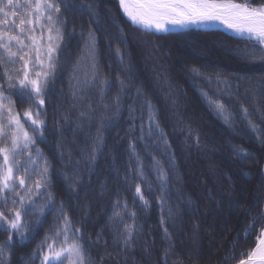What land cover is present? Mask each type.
I'll list each match as a JSON object with an SVG mask.
<instances>
[{"label":"trees","instance_id":"16d2710c","mask_svg":"<svg viewBox=\"0 0 264 264\" xmlns=\"http://www.w3.org/2000/svg\"><path fill=\"white\" fill-rule=\"evenodd\" d=\"M255 2L258 3L260 0ZM97 3L101 13L99 28L102 29L96 31L99 38L98 62L102 74L109 76L113 83L108 98L110 99L117 91L116 75L132 76V83L141 86L159 109L160 123L170 144V148L164 151L165 146L162 143L158 149L151 138H145L152 154L164 165L170 177L167 186L170 198L167 203L173 208L179 205L175 224L166 222L164 225L172 233L175 245V254L169 264L175 261L182 264H236L243 258L240 253L254 246L255 236L259 228L264 226L262 217L256 222L255 230L250 235H245V229L251 222V215L263 209L264 175H261V170L264 169V145L256 142L255 134L246 124L238 122L236 125L238 131L234 132L224 119L216 114L201 94V90L208 92L212 99H216L213 92L223 90V86L216 83L207 84L203 77H193L191 68L196 66L205 75L219 73L222 77L235 82L237 77L264 76V65L245 64L237 57L229 55L227 49L242 46L246 41L220 30L190 29L168 34L141 31L123 17L116 0H97ZM108 14L119 27L112 23ZM89 19L87 14L81 16L79 13L69 19L67 31L70 33L75 27V34L66 35L64 51L60 55L61 67L56 74L54 86L45 98L46 114L42 112L40 116L47 123L44 139L37 140L36 146L42 149L51 164L49 190L56 200L55 207H59L61 201L64 202L73 225L83 228L85 240L89 234L95 239V234L104 229V235L108 238L111 248L108 218L112 214L113 203L118 199L126 200L129 210L137 212L138 223L144 226L146 239L149 242L155 240L154 259H158L160 249L165 243L162 239L163 227L160 224L161 208L156 199L161 193L155 173L149 171L153 163L152 156L145 149L144 141L139 139L141 135L139 128L131 133L129 131L131 121L128 118L127 105L131 103L130 98L124 100L123 115L104 128L103 148L97 154L93 170L87 171L88 164L84 161H81L79 170H75V162L81 159V151H90V147L86 149L85 145L91 144L98 127L97 123L78 119L79 111L84 110L83 105L72 107L68 83L72 65L83 46L80 34L81 31L86 34ZM92 27L95 29L97 25L92 24ZM142 42H146L147 45L166 46V56L161 57L164 61L165 57L173 56V50L180 54L172 67L164 63L161 69L157 70L168 79L167 83L165 85L162 83L158 89L149 76V70L143 68L141 64L140 52L136 46ZM207 45L214 51L205 50ZM117 47L124 54L123 66L115 52ZM218 50L224 53L225 58L213 56ZM129 64L131 70L125 71ZM172 69L178 71L176 81L169 78ZM247 87V83L241 82L239 87L241 99ZM235 89L236 85L233 83L232 90ZM130 91L134 98L135 90ZM89 98L98 101L99 96L97 93H90ZM13 99L18 112L23 113L29 108V105L23 103L18 96L13 95ZM231 105L233 110L237 111L239 121L237 101L232 99ZM64 115L69 117L67 122L61 119ZM197 115H201L202 119ZM21 118L23 120V117ZM252 119L264 128V120L260 119L259 113ZM78 123H83V127L77 128ZM136 123L139 124V119ZM25 127H28V124H25ZM197 135L199 145L195 142ZM217 141L220 142L219 147L215 144ZM230 143L250 149L257 158L256 161H241L232 154ZM131 144L135 145L136 152L143 161L145 173L152 183L151 193L144 184L141 185L144 195L149 200L148 207H144L139 199L134 201L135 185L140 181L132 173L137 164ZM69 155L73 161L71 164L67 162ZM170 157L174 158V166L169 163ZM207 164L211 166L209 169L205 168ZM195 167L201 169L196 171ZM245 172L251 174L250 178L244 175ZM64 173H67L68 178ZM194 175L196 180H193ZM73 181L74 186L70 187ZM43 198L42 196L41 199ZM55 207L40 218L43 221L42 225L34 224L27 241L22 242L18 236L14 237L9 264H28L33 251L53 226ZM23 219L34 222L37 217L27 216ZM7 236V232L0 231V243ZM90 250L93 256L102 255L94 246ZM135 255L138 259H143L140 249L136 250ZM32 264H41L39 255L32 260ZM144 264H148V261L144 260Z\"/></svg>","mask_w":264,"mask_h":264},{"label":"snow or ice","instance_id":"6c2138e0","mask_svg":"<svg viewBox=\"0 0 264 264\" xmlns=\"http://www.w3.org/2000/svg\"><path fill=\"white\" fill-rule=\"evenodd\" d=\"M118 5L121 14L133 27L151 33H165L194 25L209 26L219 22L246 41L242 46L227 49L229 55L245 64L264 65V0L258 3L255 0H118ZM77 13L81 16L87 14L90 19L86 34L81 31L83 46L72 65L68 81L70 97L73 108L83 105L84 110L79 111L78 119L97 123L98 127L91 144L85 145L86 149L90 147V151H81V159L75 162V170H79L81 161L88 164L87 171L93 170L97 154L103 148L104 128L123 115L124 100L130 98L131 103L127 105L131 121L129 131L131 133L139 128V139L144 141L145 149L152 156L153 163L149 171L155 173L161 193L156 199L161 208L160 224L165 243L158 259H154L155 240L149 242L146 239L144 226L138 223L137 212L129 210L126 200L118 199L113 203L107 224L111 239L109 248L104 229L95 234V239L89 234L85 240L83 228L73 225L63 201L59 207H55L56 200L49 190L51 164L42 149L36 146L37 140L44 139V129L47 127L46 121L40 116L42 112L46 114L45 98L54 86L56 74L61 67L60 55L64 51L66 35L75 34V27L70 33L67 31L69 19ZM108 16L116 24L111 15ZM100 23L101 13L97 0H0V231L8 233L7 238L0 243V264H9L14 237L18 236L22 242L27 241L34 224L42 225L40 218L54 207L56 215L53 226L33 251L28 264H32L37 255L41 264H144V260L148 264H169L175 254L172 233L164 225L166 222L175 224L179 205L173 208L167 203L170 198L167 190L170 177L164 165L152 154L148 140L145 139L151 138L158 149L160 143L165 146L164 151L170 148L167 134L160 123L159 109L141 86L132 83V76L116 75L117 91L108 98L113 83L109 76L102 74L98 62L99 38L96 31L102 30L99 28ZM92 24H96L97 28L94 29ZM116 26L119 27L118 24ZM120 38L123 42L122 35ZM108 47L111 50L110 44ZM115 52L123 66L124 54L119 47ZM124 70L130 71L131 65ZM191 72L193 77H203L207 84L222 85L223 90L213 92L216 99H212L204 90H201V94L234 132L238 131V122L244 123L255 134L256 142L264 145V128L252 119L259 113L260 119L264 120V76L237 77L234 82L219 73L205 75L196 66L191 68ZM241 82L248 85L243 99L239 92ZM233 83L236 85L235 91L232 90ZM131 89L135 90L134 98ZM90 93H97L98 101L91 100ZM13 95L27 103L29 108L23 113L18 112ZM232 99L237 101L239 121L237 111L231 105ZM61 119L67 122L69 117L64 115ZM82 127L83 123L77 124V128ZM195 142L199 145L198 135ZM229 146L232 154L241 161H256L252 151L243 145L230 143ZM130 147L137 164L132 173L140 181L135 185L134 201L139 199L144 207H148L149 200L141 185L144 184L151 193L152 183L145 173L135 145L131 144ZM60 156L63 161L62 152ZM173 159L169 158L172 166ZM67 162L73 163L71 155ZM64 175L68 178L67 173ZM244 175L250 178L251 174L245 172ZM261 175H264V169ZM74 183H70V187ZM103 188L104 185L101 186L102 192ZM27 216H36L37 219L29 222L23 219ZM262 217L264 209L251 215V222L245 229L246 236L255 230L256 222ZM253 244V247L240 253L243 258L238 264H264V226L259 228ZM93 246L102 255L93 256L90 250ZM137 249L141 250L143 259L136 257ZM173 264L182 262L175 261Z\"/></svg>","mask_w":264,"mask_h":264},{"label":"rangeland","instance_id":"374dc122","mask_svg":"<svg viewBox=\"0 0 264 264\" xmlns=\"http://www.w3.org/2000/svg\"><path fill=\"white\" fill-rule=\"evenodd\" d=\"M120 11V10H119ZM124 17V16H123ZM156 34V33H155ZM157 44H148L146 42H142V44H138L136 47H138L139 52H140V59H141V64L143 66V68H147L149 70V76L151 77V80L155 86V88H159V86L165 85L168 81V79H166V77L162 76V72L161 71H157L159 69H161L160 67L164 65H167L168 67H172L174 65V62L176 61V59H178L180 57V54L177 53L176 51L173 50V56H169L168 58H166V61H164L163 59H161L162 56H166L165 55V49H167L166 46H155ZM205 50H208L209 52H213L214 50L211 49L210 45H207L205 47ZM216 52V51H215ZM213 56L215 58H225L224 53H222L221 51H217V53L213 54ZM177 69H172L171 70V74L169 76L170 79H172L173 81H176L177 78ZM168 73H170V71H168ZM161 77V78H160ZM197 117L199 119H202L201 115H197ZM216 146L219 147L220 146V142L217 141ZM210 164L205 165L206 169H209ZM200 167H195L194 170H200ZM191 173V172H190ZM219 174V171L216 172V175ZM193 180H196V176H192Z\"/></svg>","mask_w":264,"mask_h":264},{"label":"water","instance_id":"95a60500","mask_svg":"<svg viewBox=\"0 0 264 264\" xmlns=\"http://www.w3.org/2000/svg\"><path fill=\"white\" fill-rule=\"evenodd\" d=\"M117 2H118V0H117ZM216 23H219V22H216ZM188 29H201V30L217 29V30L223 31V32H225L231 36H235V37L243 39L241 36L235 35V34L227 31L226 29H224L223 27H221L217 24H211L209 26H195L194 25V26H191L190 28H176L170 32H179V31H184V30H188ZM165 33H169V32H165ZM165 33H157V34H165Z\"/></svg>","mask_w":264,"mask_h":264},{"label":"bare ground","instance_id":"6f19581e","mask_svg":"<svg viewBox=\"0 0 264 264\" xmlns=\"http://www.w3.org/2000/svg\"><path fill=\"white\" fill-rule=\"evenodd\" d=\"M213 24H217V25L223 27L224 29H226L227 31H229V32H231V33L237 35L235 32H233L231 29L227 28V27H226L225 25H223V24H220V23H213ZM238 36H239V35H238Z\"/></svg>","mask_w":264,"mask_h":264}]
</instances>
